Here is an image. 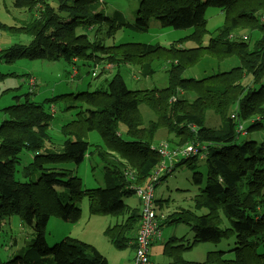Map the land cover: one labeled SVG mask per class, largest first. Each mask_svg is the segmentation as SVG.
Returning a JSON list of instances; mask_svg holds the SVG:
<instances>
[{"label":"trees","instance_id":"16d2710c","mask_svg":"<svg viewBox=\"0 0 264 264\" xmlns=\"http://www.w3.org/2000/svg\"><path fill=\"white\" fill-rule=\"evenodd\" d=\"M39 3L41 14L23 30L32 39L27 45L0 50V61L13 63L28 58L74 62L69 70V77L73 78L79 68L75 63L80 60L89 64L94 74L91 76L100 83L105 81V85L103 82L104 86L98 89L78 94L90 109L86 110L87 116L78 114L76 120L61 127L66 138L59 149L48 146L52 139L47 132L53 118L50 107L56 98L71 93L36 103L28 86L23 102L16 101L2 109L7 118L0 121V222L16 215L34 233L15 254L7 260L0 259V264H108L107 258L89 243L65 236L48 246L44 233L50 216L68 223L78 220L81 209L69 202V196L80 194L87 198L91 215L120 217L118 222L105 227L103 235L116 248L134 249L136 208L124 202L135 195L132 98L131 89L118 70L120 64H130L129 43L106 46L97 42L94 32L90 37L86 33L96 22L126 28L129 23L120 12L108 19L97 11L100 0H14L16 8L28 11ZM0 28L16 31L4 24ZM77 28L83 32L77 34ZM108 65L116 70H106ZM8 74L0 72V95L9 91L1 87L6 76H23ZM29 78L34 76L26 77L27 85ZM35 82L34 88L37 79ZM92 130L100 134L102 145H92L84 138L85 132ZM23 151H30L33 158L19 170ZM88 154H96L103 163L104 187L84 188L77 175V168ZM127 166L132 168L133 177H128Z\"/></svg>","mask_w":264,"mask_h":264},{"label":"rangeland","instance_id":"374dc122","mask_svg":"<svg viewBox=\"0 0 264 264\" xmlns=\"http://www.w3.org/2000/svg\"><path fill=\"white\" fill-rule=\"evenodd\" d=\"M42 5L36 4L32 11L26 8H16L14 0H0V24L5 27H14L16 31L0 28V50L6 49L14 45H27L32 39L28 32L23 30L28 29V23L34 18H38L41 14ZM97 11H100L108 19L114 18L115 12H120L126 21H128V0H100V6ZM96 26L86 30L88 37L95 34V39L103 45H117L129 43V28L117 27L105 22H96ZM104 23V24H103ZM82 28H77L76 33H82ZM78 66V71L73 78L69 77V73L74 66V62L67 63L64 60H47V59H28L21 58L13 63L0 61V72L6 75L15 73L23 75L22 77L6 76L1 83L2 89H9L0 95V121L6 119L3 108L11 104L24 101V92L28 90L26 77L31 75L37 79V87L32 92L35 96L32 101L36 103L43 102L44 99L60 94H70L63 98H56L53 105L50 107V113L53 118L48 127V136L52 138L55 144H58L59 139L66 138L60 132L61 127L68 122L76 120L78 114L87 116V109H90L88 103L79 99L78 94L83 91H93L98 89L103 82L96 80L89 64L82 63L77 60L75 63ZM98 69V67H96ZM94 69V71L96 70ZM106 70H116L109 67ZM120 76L125 82L128 89H131V73L130 64H120L118 67ZM20 84V86H19ZM45 104L44 106H46ZM121 132V131H120ZM84 138L92 145H102L100 134L95 131H87ZM58 149V147H54ZM88 161L83 162L78 169V176L82 179L84 188L104 187L103 179V163L96 156L90 154ZM21 166L28 165L29 159L33 158L30 151L21 153ZM31 161V160H30ZM128 171V177L133 174L130 166L125 168ZM135 178V177H134ZM69 202L81 209L80 217L73 223L62 221L58 217L50 216L45 228V239L48 246H52L60 241L65 236L76 238L80 241L93 245L101 252L108 260V264H127V259L130 260L132 248H116L103 235V231L108 223L112 225L120 217L114 215H91L88 210V200L80 194L71 193ZM125 203L130 207L136 208L135 195L127 197ZM33 229L31 226L22 224L18 216L12 215L9 218H4L0 222V258L7 260V256H12L15 252L27 243L33 237ZM17 239V244L11 241ZM12 246H11V245ZM17 246V247H16Z\"/></svg>","mask_w":264,"mask_h":264},{"label":"crops","instance_id":"0c3cea01","mask_svg":"<svg viewBox=\"0 0 264 264\" xmlns=\"http://www.w3.org/2000/svg\"><path fill=\"white\" fill-rule=\"evenodd\" d=\"M34 78H35V77H34ZM35 79H36V78H35ZM35 89H36V88H35ZM64 139H65V138H64ZM64 139H59L57 145H55L54 142H53L52 139H51V143L48 144V146L58 147V149H59V148L61 147V145H62ZM87 141H88V140H87ZM88 142L90 143V141H88ZM23 152H25V151H23ZM23 152H21V153H23ZM28 152H29V151H28ZM30 153H31V152H30ZM31 154H32V153H31ZM20 155H21V154H20ZM90 157H91L90 154L86 155L85 158H84V161H83V162L88 161ZM30 160H32V158H30L28 162H31ZM83 162H82V163H83ZM82 163H81V164H82ZM20 164H21V158H20ZM22 167H23V166L20 165V166H19V170H21ZM78 169H79V167L77 168V174H78ZM124 202H125V200H124ZM127 205H128V204H127ZM132 208H133V207H132ZM119 220H120V219H117L116 222H118ZM116 222H115V223H116ZM107 225H110V223H108ZM13 243H14V244H17V246H18L17 239H15ZM17 246H16V247H17ZM132 256H133V248H132V252H131V256H130V260L127 259V264H131ZM7 257H9V256H7ZM0 259H1V258H0ZM1 260H2V259H1Z\"/></svg>","mask_w":264,"mask_h":264},{"label":"built area","instance_id":"2783aa9c","mask_svg":"<svg viewBox=\"0 0 264 264\" xmlns=\"http://www.w3.org/2000/svg\"><path fill=\"white\" fill-rule=\"evenodd\" d=\"M35 79L34 78H29L28 80V86L29 90L32 91V89L35 87ZM130 177H133V175H130ZM134 249H133V256H132V261L131 264H138V249H137V231L135 234L134 238Z\"/></svg>","mask_w":264,"mask_h":264}]
</instances>
